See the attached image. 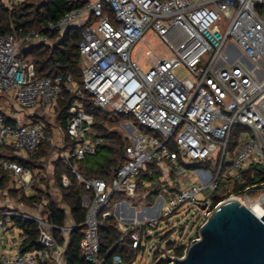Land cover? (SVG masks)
Masks as SVG:
<instances>
[{"label":"built area","instance_id":"1","mask_svg":"<svg viewBox=\"0 0 264 264\" xmlns=\"http://www.w3.org/2000/svg\"><path fill=\"white\" fill-rule=\"evenodd\" d=\"M221 23L227 24L224 31ZM75 24L82 29L78 51L85 67L78 99L68 109L65 125L75 146L63 161L95 156L103 145V139L88 137L94 116L83 107L87 97L95 108L131 116L149 132L128 136L126 161L110 182L83 179L72 169L88 191L82 198L87 209L80 227L82 258L89 264H102L98 218L112 216L108 205L113 196H135L140 175L153 162L169 165L177 178L185 174L189 181L180 182L177 190L160 191L157 215L119 225L122 237H130L136 253L153 230L183 206L192 209L203 224L233 198L250 210L258 203L264 215V183L246 187L239 195L229 193L230 198L217 203L213 197L221 180H232L228 190L232 192L235 185L246 183L243 172L249 167L264 168V0H90L48 22L44 33L32 30L19 35L12 30L0 34V91L13 92L20 109L54 105L63 86L73 80L71 75L37 77L34 64L20 58L22 46L47 45ZM148 33L165 52L150 49L144 69L132 59V52ZM205 53L211 54L206 65L202 63ZM181 67L190 76L178 78L176 71ZM234 127L243 137L230 154ZM49 139L45 124L12 126L0 113V147L32 157ZM212 161L216 172L199 167L186 172V166L211 165ZM0 167L12 174L19 189L30 188L29 171L20 163L0 158ZM61 181L64 188L69 187L66 175ZM254 191L258 196L253 200L250 194ZM13 217L36 223L39 248L1 253L0 264H67L65 246L56 241L53 231L66 235L75 229L73 225L57 227L41 213L6 209L0 212V232ZM161 250L159 246L157 251ZM184 254L168 258L169 264ZM112 263L122 264L121 257L114 255Z\"/></svg>","mask_w":264,"mask_h":264},{"label":"trees","instance_id":"2","mask_svg":"<svg viewBox=\"0 0 264 264\" xmlns=\"http://www.w3.org/2000/svg\"><path fill=\"white\" fill-rule=\"evenodd\" d=\"M89 1L24 0L11 8L0 6V34L3 36L8 35L12 30H15L19 35L32 30L44 33L48 22L58 20L65 13L80 8ZM81 30V28L68 30L60 40L55 42L53 47H31L25 50L26 53L31 55L30 59L34 64L35 75L37 77L54 78L59 75H71L76 82L81 83V56L78 51ZM74 101L75 98L68 93H61L57 106L62 126H64L67 118V111ZM83 107L86 112L94 116L93 137L103 139V145L99 148L97 154L100 149H105L109 155L102 162L95 164H87V158L82 161H70L68 163L60 160L55 170V183L58 191L56 197L51 196L46 189L34 186L36 195L25 196L22 194L18 198V201L26 206L41 204V215L57 227H64L67 219L72 221L75 229L68 234L64 235L60 230L53 231L56 241L65 246L64 259L67 264H89L82 258L80 253V242L82 239L80 227L84 224L87 214V209L83 206L82 198L88 194V191L85 189L84 183L77 180L76 176L72 173V169H75L83 179L100 178L110 182L118 169L125 163V148L130 143L128 136L120 130L109 129L110 125H118L127 116L95 108L90 97H87L83 102ZM64 134L65 146L69 150H73L75 142L67 136L66 132ZM237 143L236 140H231L230 154L233 153ZM46 144L47 142H44L36 154L26 160H18L16 158L13 160L19 162L26 169H31V166H39L36 160ZM2 157L0 155V158ZM63 174L69 180V187L67 188H64L62 185L61 178ZM160 176L161 170L159 169V165L155 162L148 164L146 173L141 174L137 182V188L141 187L143 181L154 182L153 188H156ZM243 178L246 183L244 185H235L231 195H239L245 191L246 187L264 183V168L251 166L243 172ZM12 179V175L0 167V190L6 189ZM9 192L12 193L13 190H9ZM229 196L228 194L222 199L215 198V201L217 203ZM63 207H66L69 213H66ZM4 210L6 209L0 208V212ZM10 221L24 234L25 238L20 248L21 252L39 248L37 242L38 227L36 223L21 217H13ZM122 235L118 222L113 216L107 219L98 218L99 257L103 259L102 264H113L112 257L114 255L121 257L122 264H132L136 251L132 249L130 237H122ZM160 239L163 241L164 237ZM167 247L177 257H181L184 254L183 246H176L173 242H170L167 244ZM154 258L157 260L156 264L170 263L169 259L161 258V253L158 251L154 253Z\"/></svg>","mask_w":264,"mask_h":264},{"label":"crops","instance_id":"3","mask_svg":"<svg viewBox=\"0 0 264 264\" xmlns=\"http://www.w3.org/2000/svg\"><path fill=\"white\" fill-rule=\"evenodd\" d=\"M79 26H80L79 24L70 26L64 32V34L72 28H79ZM64 34L60 37L52 38L49 44L47 45L42 43H31L28 45H23L20 51V56L23 57L21 59L24 62H32L30 59L31 55L26 53L25 50L31 47H53L55 45V42L60 40L64 36ZM80 66L82 73V70L85 67V62L82 58H81ZM80 86L81 83L76 82V80L73 78V80L70 83H66L63 86L62 92L68 93L69 95L74 97L75 100H77L78 99L77 90L80 88ZM14 96L15 94L13 92L6 94L0 91V113L4 116L6 123L12 126H18L21 124L36 123V122L45 124L50 138L46 144L48 147L46 149L45 147H43L41 153L37 157L36 163L39 166H31V169H27L29 171L28 177L30 179V188L25 189L23 193L25 196L36 195V191L34 190V186H36L41 189H46L51 196L56 197L58 195V191L55 183V170L57 167L56 165L60 160H63L64 155H66L70 151L65 146L66 142H65L64 133H65L66 120L64 122V126H62L61 121L59 120L60 113L57 106L58 102L45 109L39 107H34L30 109H20L15 103ZM49 147L51 149L50 155L48 154ZM0 155L3 156L2 157L3 159H7V160H11V159L13 160L14 158L18 160H26L27 158H29L23 152H16L12 149L5 147L1 148ZM167 166L168 165L163 163L159 165L161 174L163 173V171L165 172ZM168 167H169V173L173 175V173L171 172V167L170 166ZM160 177L158 179V185L156 186V188H153L155 185L154 182L143 181L141 187L150 190L148 196L144 199V201L142 200L141 202H134L132 199L133 197H129L124 194H117L118 195L117 198H115L116 196H113V198L111 199L108 205V210L112 212V216L117 220L118 227L120 224H130L133 221H140L148 217L157 215L160 206V201H159V197L161 195L160 191L163 188L166 189L167 185L168 187H170V185L173 184V182L179 181L178 179H180V178L176 179L177 178L176 177L174 181L171 179L170 182L165 184L164 182L160 181ZM12 180L13 183L15 184L14 178ZM8 187L5 189L4 195L7 194ZM15 187H16L15 191L23 190V189H19L16 184ZM177 189L174 188L171 190H177ZM154 196L158 197L155 205L153 202ZM63 208L65 209L66 213H69V210L66 207ZM41 210H42V205L39 204L36 206L34 205V206H29L28 208H23V210L20 211L25 213L40 215ZM65 225L66 226L72 225V221L67 219ZM24 238H25L24 234L21 230L16 228L12 222H7L6 230L0 232V254L10 253L20 250L22 245L19 246V244L23 243Z\"/></svg>","mask_w":264,"mask_h":264},{"label":"rangeland","instance_id":"4","mask_svg":"<svg viewBox=\"0 0 264 264\" xmlns=\"http://www.w3.org/2000/svg\"><path fill=\"white\" fill-rule=\"evenodd\" d=\"M22 1L24 0H0V6L11 8ZM226 28H227V24L221 23L222 31H224ZM150 49L156 50L158 54H160L159 52L161 51L165 52L164 46L159 43V41L153 36L152 33H148L144 37V42L137 44L132 52V59L136 61L144 69H146L148 51ZM210 57H211L210 53H205L202 57V63L206 65L208 61L210 60ZM20 58H23V57H20ZM176 76L178 78H185V77L190 76V74L187 69H185L184 67H181L176 71ZM109 129L111 130L118 129L126 136L133 135L134 133H136V131H139L142 135H146L149 133L146 129L139 126L131 116L125 117V120H123V122L119 123L118 125H110ZM93 135H94V131H91L88 134V137H92ZM242 137H243V132L238 127H234L232 131V140L239 141L241 140ZM44 147L46 149L48 146L46 145ZM50 150L51 149L49 147V153H48L49 155H50ZM108 155L109 154L105 149H100L99 153L96 156L87 157L86 159L87 164H95L97 162H102L103 159L107 157ZM226 159L229 160L230 157L228 156ZM215 164L216 163L212 161L211 165L208 164L205 166H199V165L186 166V172L189 174V172L193 168H198V167L208 168L212 170L213 172H216ZM168 166L166 167L165 172L163 171L160 177V181L164 182L165 184L170 182L171 179L174 181L176 178L174 174L172 175L169 173ZM144 173H146V170L142 172V174ZM178 178H180V181L173 182V184H171L170 187H168L167 185L166 189L171 190L174 188L176 189L180 188L181 183L186 184L189 181V176L185 174L179 176ZM7 186L9 187H8V191L6 195H4L5 189L0 190V208L16 210V211L23 210V208H28L29 206H26L25 204H22L24 205L22 206L21 203L18 201V198L22 194H24L23 193L24 190H17L16 192H14L16 187H15V184L13 183V180H11ZM232 186H233L232 180H224V179L221 180L213 197L218 198V199L224 198L229 193H231L228 190ZM9 190H13V192L11 193L9 192ZM149 191H150L149 189H146L144 187H139L137 189V192L135 193V196H133L132 198L133 201L134 202H141L142 200L144 201V199L148 196ZM115 196H116L115 198L118 197V195H115ZM257 196H258V192H255V191L250 194V197L253 200ZM157 199L158 197L154 196L153 198L154 205L156 204ZM203 222L204 220L202 218H199L192 209H190L187 206L181 207L175 214H173L166 220H163L160 223V225L156 229L153 230L151 234V238L147 240L143 244L142 249H140L136 253L135 258L132 261V264H156L157 260H155L153 254L155 253V251H157V248L159 246H160V250L162 249L160 251L162 258L168 259V258L175 257V255H173L172 253V250H168L167 244L170 242H173L176 246H183L184 249H186L189 245H191L195 240L199 238L198 229L203 224ZM161 237L162 238L164 237L163 241H161L160 239Z\"/></svg>","mask_w":264,"mask_h":264},{"label":"water","instance_id":"5","mask_svg":"<svg viewBox=\"0 0 264 264\" xmlns=\"http://www.w3.org/2000/svg\"><path fill=\"white\" fill-rule=\"evenodd\" d=\"M198 232L171 264H264V215L258 218L235 199L223 202Z\"/></svg>","mask_w":264,"mask_h":264},{"label":"bare ground","instance_id":"6","mask_svg":"<svg viewBox=\"0 0 264 264\" xmlns=\"http://www.w3.org/2000/svg\"><path fill=\"white\" fill-rule=\"evenodd\" d=\"M233 199H235L236 201L240 202L237 198H233ZM233 199H232V200H233ZM240 204H242V203L240 202ZM251 211H252L253 214L256 215L258 218H261L262 215H263V210H262V208L260 207V205H259L258 203H254V204H253Z\"/></svg>","mask_w":264,"mask_h":264}]
</instances>
